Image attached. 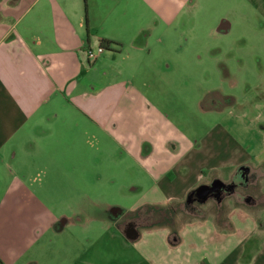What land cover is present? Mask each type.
Instances as JSON below:
<instances>
[{
    "label": "crops",
    "instance_id": "obj_1",
    "mask_svg": "<svg viewBox=\"0 0 264 264\" xmlns=\"http://www.w3.org/2000/svg\"><path fill=\"white\" fill-rule=\"evenodd\" d=\"M253 8L254 0H0V264H38L72 222L83 228L90 190L104 187V169L122 166V148L164 196L134 210L186 206L198 186L230 185L243 172L256 175L248 187L263 180L264 72L247 89H199L197 116L179 117V129L163 103L174 65L235 79L240 63L264 62L249 48L251 29L264 30L263 17L250 22ZM233 31L232 41L209 38ZM104 38L116 44L90 59ZM234 202L175 231L145 223L139 241L153 264H264V212ZM107 207L93 217L134 242L121 223L134 210ZM78 243L69 239L66 251Z\"/></svg>",
    "mask_w": 264,
    "mask_h": 264
},
{
    "label": "rangeland",
    "instance_id": "obj_2",
    "mask_svg": "<svg viewBox=\"0 0 264 264\" xmlns=\"http://www.w3.org/2000/svg\"><path fill=\"white\" fill-rule=\"evenodd\" d=\"M254 1H256V8H253L250 17V22L252 24L260 23L262 17L264 18V0ZM227 16H230V18L235 21L241 19V17L236 14ZM235 32L236 31L226 34H214V36L211 35L209 38L214 40L219 38L224 39L222 42H225V40L232 41L235 36L233 33ZM263 34L264 30L261 34L259 32V35H257L256 31L251 29L249 48L251 50H257L261 55L264 52ZM106 53L108 52L106 51L104 54ZM216 54H218V52H216ZM224 62L230 65L225 56ZM234 63L236 66L239 65L237 61H234ZM240 64L244 66V70L240 72L235 79L228 77L225 71H220V76L212 73H210V75L204 73L203 75L195 76L189 72L187 74L183 69L179 71V68H177L175 70L176 65H174L173 71H171L168 76L169 89L165 90L164 96L166 100H162L170 109L172 128L179 129V123H184L179 117H181V119H190L191 121L197 116V95L198 92H200L199 89H205V85L206 88L213 85H220L222 89H247L249 84L254 85L259 81L261 78H259L260 74L264 72V62L260 63L252 58L251 61ZM151 80L153 81V78H151ZM154 80H160L161 82V79L158 78H154ZM235 80L240 82L237 86ZM245 80H247L246 84ZM126 134H128V132H124L125 137L127 136ZM128 135L130 136L131 132ZM125 150L122 148L121 151L123 153H119L127 156L122 166L112 168L108 166L104 169L106 170L104 171V187L101 186L97 187V189L90 190L89 205L84 207L85 211L83 216H85L86 222H84L83 228L75 221L72 222L58 242H53V244L48 243L45 250L40 252L38 255L40 256V262H38V264H153L147 252L148 244L146 240L142 238L139 241L140 229L136 228L139 232L138 238L134 239V242H127L122 235L113 233L111 224L108 221L97 220L93 217L95 214L99 213L100 209H102V213H106V208H108L107 204L117 206L120 210L125 208L130 212V210L136 209L138 205H143L142 203L147 202L151 198H164V196L160 195V191L156 185L153 184L151 176L146 173H141L137 166L133 167L130 165L133 160L127 153H124ZM246 177H249L248 183L253 181L252 174L243 172L236 176L234 182L240 184L239 182L245 180ZM137 184H142L143 189L142 187L136 189L135 187ZM96 186H98V184H96ZM246 186L247 187L239 185L235 193L225 197L221 204L212 199L207 205L203 206L200 205V203H196L193 208H187L182 202L164 206L159 211H153V213L158 214V217H154L156 220L155 224L168 225L172 231H175L182 223L194 219L196 212L201 215L203 213H210L212 211L217 213L219 211L225 215V213H228L233 207L232 201L241 204V206L245 208H250L251 212L259 215L261 212H264V177L261 182L259 181L258 183L251 184L249 187L248 185ZM250 197H252V199H249ZM247 199H249V201H255V204L251 206L248 205L245 202ZM99 204L103 205L99 206ZM140 210L141 213L152 212L146 210L145 207H142ZM150 220L151 218L149 216V219L145 218L143 223H149ZM143 229L142 233L144 232L146 236L147 229ZM67 237L69 239L79 237V243L75 244V247L70 251H66V242L69 240ZM169 256L174 257L173 255ZM72 260L74 262H72Z\"/></svg>",
    "mask_w": 264,
    "mask_h": 264
},
{
    "label": "flooded vegetation",
    "instance_id": "obj_3",
    "mask_svg": "<svg viewBox=\"0 0 264 264\" xmlns=\"http://www.w3.org/2000/svg\"><path fill=\"white\" fill-rule=\"evenodd\" d=\"M248 181H249V177H246L245 180H243L242 182H239L240 184L233 183V184L229 185V184H224L223 183L219 189L213 190L211 192V194H210L211 196H210L209 199L222 201L225 197L234 194L235 191L238 189L239 185H242V186L248 185ZM249 199H252V197H250ZM196 203H201V202L199 201V198L197 197L196 191L194 189L188 195V199H187V202H186V207L187 208H189V207L193 208ZM161 208H163V207H160V208H157V209L156 208H154V209H152V208L151 209L150 208L146 209L148 211H152L150 213H147V212L141 213L140 209L134 210V211H132L130 213H127V214L123 215L121 223L125 227L126 230H128V228L129 229H133V228L140 229L142 226H144L143 222L145 221V218L149 219V216H150L151 220H150L149 223L155 224L156 220H155L154 217L155 216L158 217V214L153 213V211H159Z\"/></svg>",
    "mask_w": 264,
    "mask_h": 264
},
{
    "label": "water",
    "instance_id": "obj_4",
    "mask_svg": "<svg viewBox=\"0 0 264 264\" xmlns=\"http://www.w3.org/2000/svg\"><path fill=\"white\" fill-rule=\"evenodd\" d=\"M228 24L226 22H223L221 24V28L222 29H228ZM223 184L222 181L220 180H214L211 184H202L200 186H198L195 191H196V195L199 198L200 202H205L210 198V194L213 190H217L221 187V185ZM126 236L130 239V240H134L137 239L139 236V232L136 230V228L133 229H129L126 231Z\"/></svg>",
    "mask_w": 264,
    "mask_h": 264
},
{
    "label": "trees",
    "instance_id": "obj_5",
    "mask_svg": "<svg viewBox=\"0 0 264 264\" xmlns=\"http://www.w3.org/2000/svg\"><path fill=\"white\" fill-rule=\"evenodd\" d=\"M113 44H116V42L111 40V39L104 38L101 41V47H103L104 50L105 49H107V50L111 49Z\"/></svg>",
    "mask_w": 264,
    "mask_h": 264
},
{
    "label": "built area",
    "instance_id": "obj_6",
    "mask_svg": "<svg viewBox=\"0 0 264 264\" xmlns=\"http://www.w3.org/2000/svg\"><path fill=\"white\" fill-rule=\"evenodd\" d=\"M104 51L103 47H99L97 51H93L92 49L88 50V56L90 59H95L99 53Z\"/></svg>",
    "mask_w": 264,
    "mask_h": 264
}]
</instances>
